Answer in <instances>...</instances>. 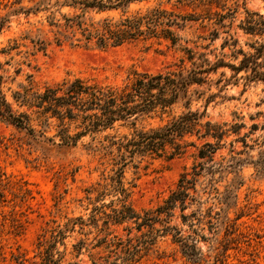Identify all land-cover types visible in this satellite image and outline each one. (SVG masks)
<instances>
[{
	"label": "trees",
	"instance_id": "trees-1",
	"mask_svg": "<svg viewBox=\"0 0 264 264\" xmlns=\"http://www.w3.org/2000/svg\"><path fill=\"white\" fill-rule=\"evenodd\" d=\"M49 1L44 0V3ZM141 1L144 0L56 1L54 5L69 6L76 12L61 14L60 18H54L52 14L47 16L52 37L44 39V49L50 43L61 45L68 42L71 46L106 49L139 40H156L159 44L166 42L167 47H176L181 52L177 60L164 68L132 70L121 84L74 77L45 84L42 88L35 87L31 81L32 74H28V84L18 82L15 90L7 88L9 99L3 89L4 75L1 72L7 71L3 65L10 64L12 57L4 63L0 61V122L23 131L28 144L44 141L57 147H73L84 136H89L90 140L83 144L84 147L98 153L102 163L111 166L107 174H102V180L85 188L86 208L91 205L87 217L78 215L68 218L62 227L44 228L38 243L41 264H139L142 257L154 250L159 239L164 237H168L191 264H204L206 258L198 243L213 240L211 249L215 260L222 262L227 257L231 239L226 236L218 240L216 235L223 230L228 235L237 228L226 215L235 204L231 182L236 180L239 169L245 165L252 166L259 176H264V136L250 137L258 124L252 123L248 131L241 133L246 124L237 113L233 114L234 121L205 119L206 105L217 93L204 98L205 91L195 87L207 83L208 75L224 66L237 74L243 71L245 75L242 78L247 84L252 81L264 83V14L246 10V16L238 24L245 35L254 38L252 42H246L252 51H244L241 47L234 51L235 59L238 54L242 55L238 63L225 62L223 58L211 61L205 53L181 44L182 38L178 34V30L185 29L192 21L211 19L210 14L181 13L159 2L125 15L131 3ZM183 1L176 0L177 3ZM194 1L197 5L206 4V1L209 5L220 2L189 0V3ZM2 2L0 0V5ZM21 2L11 0L4 6L13 7ZM47 5L44 10L49 8ZM116 9H121L123 16L98 19L85 16L88 11ZM21 11L29 13L30 9L24 10L19 6L0 16V32L9 15ZM211 14L214 23L220 27L230 26L234 17V13L229 11ZM227 17H230L228 24L224 22ZM210 34L214 40L218 36L217 29L214 28ZM231 38L225 39L221 47L237 43V39L229 42ZM36 43L41 45L43 41ZM18 46L19 43L14 41L13 45L2 48L0 52L8 54ZM16 64L11 82L21 72L19 62ZM202 99L205 100V109L192 110V103ZM175 106H182L184 110L164 124L149 128L137 126L140 118L161 117ZM21 107L27 110H19ZM35 123L44 130L36 129ZM116 124L128 126L131 131L122 134L107 132ZM51 128L55 133L46 136ZM192 136L196 140H189ZM231 136L235 137L227 142ZM237 142H241L240 148H237ZM226 144L229 145L228 155L215 160L216 152ZM189 146L194 148V161L191 166L183 167L167 196L152 206L135 208L129 200L133 184L126 181V169H137L148 158L182 156ZM253 150L256 152L252 153ZM230 173L233 174L232 181L222 192L218 191L214 186L216 174L223 178ZM2 175L0 172V183ZM201 176H206L208 181L198 189ZM212 191L216 193L215 203L222 205L218 211L214 210V202L208 204L209 197L202 199L203 193ZM107 196L111 198L106 202ZM191 206L194 208L186 212ZM174 219L176 222L171 223ZM206 230L212 235L207 236ZM75 231L83 237L72 243L67 251L64 240ZM57 243L63 245L62 251L55 250ZM67 252L71 255L68 260L65 257ZM83 252H87L89 262L77 259Z\"/></svg>",
	"mask_w": 264,
	"mask_h": 264
},
{
	"label": "rangeland",
	"instance_id": "rangeland-1",
	"mask_svg": "<svg viewBox=\"0 0 264 264\" xmlns=\"http://www.w3.org/2000/svg\"><path fill=\"white\" fill-rule=\"evenodd\" d=\"M10 1L3 0L0 5V16L19 6L30 11L10 14L8 22L0 32V50L13 45L14 41L19 43V46L8 54L0 52V61L3 63L12 57L10 64L3 65L7 71L1 72L4 75L3 89L9 99L10 91L7 88L15 90L18 82L28 84L26 78L28 74H32V84L38 88L74 77L121 84L132 70L156 71L177 60L181 55L178 48L167 47L166 42L159 44L156 40H139L106 49L71 46L68 42L61 45L50 43L44 49V39L50 40L52 37L48 31L47 16L52 14L54 18H60L61 14L76 11L69 6L54 5L56 1L63 0H50L45 3L44 0H22L13 7H5L4 3L9 4ZM159 2L166 8L181 13L196 12L201 16L210 14L211 19L192 21L185 29L178 30V34L182 38L181 44L205 53L211 61L223 58L225 62L238 63L242 55L238 54L235 59L234 51L240 47L244 51H252L246 42H252L254 38L245 35L238 24L246 16V10L264 14V0H220L219 4L211 5L207 1L206 4L197 5V1L190 4L189 0L182 3H177L176 0H144L131 3L125 15L142 11ZM46 4L49 8L44 10ZM216 11L222 14L228 11L234 13L230 26L220 27L214 23L215 19L211 13ZM122 13L121 9L105 12L88 11L85 16L94 19L105 16L118 18L123 16ZM224 22L228 24L230 17ZM214 28L217 29L218 36L211 40L210 32ZM228 38H231L229 42L237 39V43L221 47ZM38 40H42L43 43L35 44ZM185 40L188 42L185 43ZM16 62H19L21 72L15 81L11 82L15 75L14 68L18 66ZM242 75H245L243 71L237 74L229 67H219L217 72L208 75L207 83L195 86L205 91L204 98L211 93H217V96L206 105L205 119L234 121L233 114L237 113L246 124L241 133L248 131L252 123H257L258 128L250 137H262L264 83L252 81L247 84ZM204 104V99L194 101L191 109L203 111ZM13 105L17 108L15 103ZM19 110L27 109L21 107ZM183 110L182 106H175L161 117L140 118L137 126L149 128L164 124ZM34 127L44 130L36 123ZM130 131V127L116 124L114 129L107 132L122 134ZM54 133L55 129L51 128L46 132V136ZM234 137L227 138V142ZM89 140V136H84L73 147H57L44 141L28 144L23 131L0 122V172L3 174L0 183V192L3 194L0 198V264H41L38 243L42 239L44 228L62 227L68 218L88 216L91 205L86 208L85 188L102 180L100 179L102 174H107L111 167L105 162L102 163L98 153L84 147L83 144ZM189 140L196 138L192 136ZM247 141L252 143L249 138ZM240 144L241 142L236 143L237 148L241 147ZM228 148L229 145L226 144L219 149L214 159L219 160L221 156H227ZM193 152L194 148L189 146L188 151L182 156L148 158L142 161L137 169L127 168L126 181L133 184L129 197L131 204L141 209L152 206L166 197L183 167H189L193 163ZM215 177L217 179L214 186L222 192L232 181L233 174H226L223 178H218L216 174ZM199 180L198 189L208 181L206 176H201ZM231 183L232 201H235V204L228 209L226 215L231 222L236 223L237 228L228 235L224 230L216 235L218 240L226 236L231 239L229 249L226 251L227 257L222 262L215 260L211 249L213 240L198 243L206 258L204 264H264V176H259L252 166L245 165L239 169L236 180ZM25 189L28 192H25ZM215 195L214 191L210 194L203 193L202 199L209 197L208 204L214 202V210L218 211L222 205L215 203ZM110 198L107 196L104 201L107 202ZM193 208L191 206L186 212ZM237 216L240 217L235 220ZM175 222L174 219L171 223ZM205 233L207 236L212 235L207 230ZM80 237L83 236L76 231L66 237L64 241L67 251ZM63 248L62 244L57 243L55 250L62 251ZM177 249L178 247L172 244L168 237L160 238L154 250L144 255L139 264H191ZM65 257L68 260L71 255L67 252ZM77 259L88 261L87 252L80 254Z\"/></svg>",
	"mask_w": 264,
	"mask_h": 264
}]
</instances>
